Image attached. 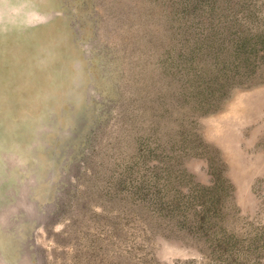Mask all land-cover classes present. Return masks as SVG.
Returning <instances> with one entry per match:
<instances>
[{
	"label": "rangeland",
	"instance_id": "1",
	"mask_svg": "<svg viewBox=\"0 0 264 264\" xmlns=\"http://www.w3.org/2000/svg\"><path fill=\"white\" fill-rule=\"evenodd\" d=\"M0 264H264V0H0Z\"/></svg>",
	"mask_w": 264,
	"mask_h": 264
},
{
	"label": "bare ground",
	"instance_id": "2",
	"mask_svg": "<svg viewBox=\"0 0 264 264\" xmlns=\"http://www.w3.org/2000/svg\"><path fill=\"white\" fill-rule=\"evenodd\" d=\"M54 1V0H53ZM10 9H12V8H10Z\"/></svg>",
	"mask_w": 264,
	"mask_h": 264
}]
</instances>
